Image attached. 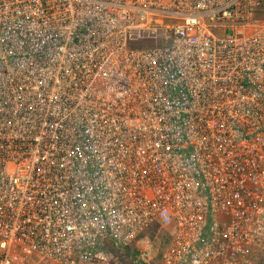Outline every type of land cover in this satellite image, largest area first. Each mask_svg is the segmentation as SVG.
<instances>
[{
  "label": "built area",
  "instance_id": "1",
  "mask_svg": "<svg viewBox=\"0 0 264 264\" xmlns=\"http://www.w3.org/2000/svg\"><path fill=\"white\" fill-rule=\"evenodd\" d=\"M264 264V0H0V264Z\"/></svg>",
  "mask_w": 264,
  "mask_h": 264
},
{
  "label": "rangeland",
  "instance_id": "2",
  "mask_svg": "<svg viewBox=\"0 0 264 264\" xmlns=\"http://www.w3.org/2000/svg\"><path fill=\"white\" fill-rule=\"evenodd\" d=\"M145 236L149 239L151 243L150 256L151 260L148 262H142L143 264H157L158 257L160 256L161 251L168 245L170 237L166 233L165 229H153L145 233ZM113 255V259L106 264H137L136 262L131 263L130 256H124L122 254L123 249H113L109 250ZM38 261H34L32 264H36ZM30 264V263H29ZM39 264H49L48 262H40Z\"/></svg>",
  "mask_w": 264,
  "mask_h": 264
},
{
  "label": "trees",
  "instance_id": "3",
  "mask_svg": "<svg viewBox=\"0 0 264 264\" xmlns=\"http://www.w3.org/2000/svg\"><path fill=\"white\" fill-rule=\"evenodd\" d=\"M153 229H155V228H151V229H149L148 231L153 230ZM148 231H147V232H148ZM144 235H145V234H144ZM107 248H108L109 250H111V251H113V249H114V247L112 246V244H111L110 242L107 243ZM122 254H124V256H126V255H127V256H130V257H131V263H133V261H134V263H135V261L138 260V258H139V252H138L137 249L135 248L134 244H131V245L125 247V248L123 249ZM158 262H159V257H158ZM141 264H143V263H141ZM157 264H158V263H157Z\"/></svg>",
  "mask_w": 264,
  "mask_h": 264
},
{
  "label": "crops",
  "instance_id": "4",
  "mask_svg": "<svg viewBox=\"0 0 264 264\" xmlns=\"http://www.w3.org/2000/svg\"><path fill=\"white\" fill-rule=\"evenodd\" d=\"M166 233H168V232L166 231ZM168 236H169V234H168Z\"/></svg>",
  "mask_w": 264,
  "mask_h": 264
}]
</instances>
